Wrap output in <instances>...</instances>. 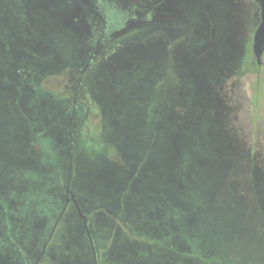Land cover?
<instances>
[{
	"label": "rangeland",
	"instance_id": "rangeland-1",
	"mask_svg": "<svg viewBox=\"0 0 264 264\" xmlns=\"http://www.w3.org/2000/svg\"><path fill=\"white\" fill-rule=\"evenodd\" d=\"M120 1L0 0V264H264L259 3Z\"/></svg>",
	"mask_w": 264,
	"mask_h": 264
},
{
	"label": "flooded vegetation",
	"instance_id": "flooded-vegetation-1",
	"mask_svg": "<svg viewBox=\"0 0 264 264\" xmlns=\"http://www.w3.org/2000/svg\"><path fill=\"white\" fill-rule=\"evenodd\" d=\"M95 1L97 6L102 8V14L104 15V19L107 21L108 26L110 27L109 29H111V27H116L115 24H117V26L123 24L124 22L133 18L134 14L136 13L134 10V2H122L120 0ZM85 69L86 66L83 68V70ZM67 196L70 197L69 202L74 200L73 193L69 188L67 189Z\"/></svg>",
	"mask_w": 264,
	"mask_h": 264
},
{
	"label": "water",
	"instance_id": "water-1",
	"mask_svg": "<svg viewBox=\"0 0 264 264\" xmlns=\"http://www.w3.org/2000/svg\"><path fill=\"white\" fill-rule=\"evenodd\" d=\"M260 5V16L261 20L254 32V42H253V52L256 58V62L261 65L263 53H264V0H256ZM90 60H88L87 64ZM86 64V66H87ZM74 198V196H73ZM70 197H66L65 204H68ZM80 210V209H79ZM81 212V211H80ZM82 217L85 222H87L86 216L81 212ZM95 264H98L97 258L95 255Z\"/></svg>",
	"mask_w": 264,
	"mask_h": 264
},
{
	"label": "trees",
	"instance_id": "trees-1",
	"mask_svg": "<svg viewBox=\"0 0 264 264\" xmlns=\"http://www.w3.org/2000/svg\"><path fill=\"white\" fill-rule=\"evenodd\" d=\"M258 19H261L260 17H258ZM254 22V25H252V30H255V28H257L258 24H257V20ZM254 32V31H253ZM253 34V33H252ZM252 36L249 37V39L247 40V44L246 45H250L251 44V41H252ZM250 48V47H249ZM259 83H260V80H256V90H255V93H254V99H253V103H254V112L256 113L257 109H258V105L260 103V100H261V97L262 96V90L260 89V86H259ZM161 87H158L157 88V91H158V94H159V91H160ZM254 113V121H256V117H257V114ZM68 189V188H67Z\"/></svg>",
	"mask_w": 264,
	"mask_h": 264
}]
</instances>
